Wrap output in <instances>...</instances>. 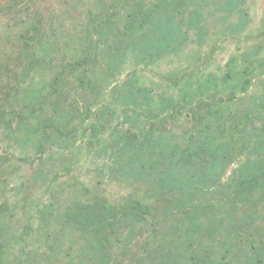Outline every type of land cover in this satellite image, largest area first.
<instances>
[{"label":"rangeland","instance_id":"1","mask_svg":"<svg viewBox=\"0 0 264 264\" xmlns=\"http://www.w3.org/2000/svg\"><path fill=\"white\" fill-rule=\"evenodd\" d=\"M0 264H264V0H0Z\"/></svg>","mask_w":264,"mask_h":264},{"label":"trees","instance_id":"2","mask_svg":"<svg viewBox=\"0 0 264 264\" xmlns=\"http://www.w3.org/2000/svg\"><path fill=\"white\" fill-rule=\"evenodd\" d=\"M244 27H245V24H244V23H240V25H239V29H238L237 31L234 30V32L238 33V32H240ZM200 39H202V38L200 37Z\"/></svg>","mask_w":264,"mask_h":264}]
</instances>
